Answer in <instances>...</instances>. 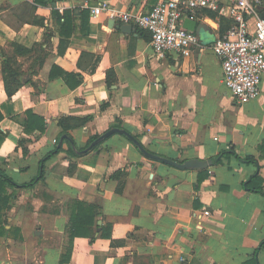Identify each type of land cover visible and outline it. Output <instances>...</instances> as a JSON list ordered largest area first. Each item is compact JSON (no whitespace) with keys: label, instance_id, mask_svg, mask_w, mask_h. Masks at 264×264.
Instances as JSON below:
<instances>
[{"label":"crops","instance_id":"1","mask_svg":"<svg viewBox=\"0 0 264 264\" xmlns=\"http://www.w3.org/2000/svg\"><path fill=\"white\" fill-rule=\"evenodd\" d=\"M162 1L0 0V169L16 185L0 206V264H264V193L247 186L257 174L264 185V77L245 105L226 87L213 45L232 20L185 12L200 45L189 57L158 56L150 31L90 11L105 2L141 13ZM54 7L70 12L66 28ZM9 58L23 75L11 96ZM28 111L44 132L26 130ZM66 118L88 121L64 129ZM113 128L153 155L212 164L179 169L118 133L88 149ZM74 201L101 208L90 236L69 237Z\"/></svg>","mask_w":264,"mask_h":264},{"label":"built area","instance_id":"2","mask_svg":"<svg viewBox=\"0 0 264 264\" xmlns=\"http://www.w3.org/2000/svg\"><path fill=\"white\" fill-rule=\"evenodd\" d=\"M263 3L264 0H166L147 12L132 13L104 2L90 7V11L92 16L106 13L112 20L132 22L150 31L151 45L158 56L175 52L189 57L193 47L200 45L199 36L181 24L185 12L211 10L230 18L232 26L215 41L213 51L222 62L226 87L239 104L245 105L259 97L264 77Z\"/></svg>","mask_w":264,"mask_h":264},{"label":"trees","instance_id":"3","mask_svg":"<svg viewBox=\"0 0 264 264\" xmlns=\"http://www.w3.org/2000/svg\"><path fill=\"white\" fill-rule=\"evenodd\" d=\"M35 5H47V0H34ZM88 12V11H86ZM53 14L55 17H57L60 21L63 18L65 22L62 23L63 29L67 27L68 21H69V11H65L64 14H61L55 7L53 8ZM61 33V32H60ZM16 64V61L13 59L9 58L3 66V75H4V80L6 83V89L8 95H13L20 85L22 84V72L20 70H17L14 68V65ZM78 84V82H77ZM27 119L25 121V127L28 132L34 131L35 128L40 130L41 132L45 131V124L44 120L42 117H39L38 115H34L33 112L28 111L26 113ZM3 119V115L1 114L0 111V121ZM71 121V122H70ZM88 119H62L61 120V125L63 126L64 129H70V128H76V127H82L87 123ZM121 128V126H118ZM68 131V130H66ZM100 136H95L93 137L89 144H92V142L96 139H98ZM106 140V139H105ZM3 141V139L0 137V143ZM69 146H70V152L74 156H78L80 152L77 150L73 149V146L71 144L72 140L69 138ZM103 142V141H102ZM98 143L95 148H97L101 143ZM60 151V149L58 150ZM56 153V152H54ZM229 153L232 154V152H222L214 161L215 163H219L222 158L227 156ZM53 155V154H52ZM243 161L251 163L252 161L256 162L257 160L252 156H248L243 158ZM45 176V170L42 171L41 175L36 178L29 186H33L35 183L39 182L42 180ZM260 182H263V180L260 178L259 174L254 175L251 179V181L248 183V190L249 191H257V192H262L264 193V185L261 184ZM16 186L14 182L8 177V175L0 169V206L1 204H5L6 206L8 205L10 199L12 198V195H10L7 192V188ZM1 210V207H0ZM101 214V208L100 206L97 205H91V204H86L82 203L80 201H74L71 204V214H70V232H69V237L73 239L76 236H90L91 233H89V228L93 227L96 224V219L97 217ZM102 237H107L112 239V233H109V231L104 230L101 234ZM95 240L94 238L92 241ZM114 244H119L115 240L113 241ZM123 244V242H122ZM71 251L68 252L66 255L67 257L64 259L66 261L69 260Z\"/></svg>","mask_w":264,"mask_h":264},{"label":"water","instance_id":"4","mask_svg":"<svg viewBox=\"0 0 264 264\" xmlns=\"http://www.w3.org/2000/svg\"><path fill=\"white\" fill-rule=\"evenodd\" d=\"M184 27L188 30L191 31H197L199 33V26H197V23L191 19H187ZM124 28L127 29H131V26L126 25L124 26ZM123 134L125 136H127L137 147L138 149L148 158H151L153 160H158L161 161L163 163H166L168 165H171L173 167L179 168V169H194V168H208L211 164L212 161H198V160H189L186 161L184 163H179L176 162L174 160L168 159V158H164L158 155H153V153H151L150 151H148L141 143L140 141L135 138L132 134H130L129 132H127L126 130L120 129V128H113L107 132H105L103 135H101L98 139H96L93 144L88 148L91 149L94 146H96L98 143L104 141L105 139L111 137L114 134Z\"/></svg>","mask_w":264,"mask_h":264}]
</instances>
